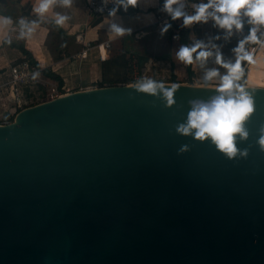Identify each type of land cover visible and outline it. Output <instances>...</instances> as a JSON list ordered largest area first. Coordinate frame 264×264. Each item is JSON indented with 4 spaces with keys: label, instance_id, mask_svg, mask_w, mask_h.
I'll return each instance as SVG.
<instances>
[{
    "label": "water",
    "instance_id": "95a60500",
    "mask_svg": "<svg viewBox=\"0 0 264 264\" xmlns=\"http://www.w3.org/2000/svg\"><path fill=\"white\" fill-rule=\"evenodd\" d=\"M146 83L0 123V264H264V87L232 90L253 112L229 156L179 130L219 86Z\"/></svg>",
    "mask_w": 264,
    "mask_h": 264
},
{
    "label": "crops",
    "instance_id": "0c3cea01",
    "mask_svg": "<svg viewBox=\"0 0 264 264\" xmlns=\"http://www.w3.org/2000/svg\"><path fill=\"white\" fill-rule=\"evenodd\" d=\"M87 2L71 0L65 5L63 0H54L49 9L41 14L34 11L39 6L37 0H0V18L11 19V24L4 26L0 35V118L11 121L17 112L7 95V82L10 65L26 58V53L20 48L22 45L38 63L47 81V85L34 82L23 86L25 106H29L45 101V90L50 85L71 92L80 87L93 86L101 80L102 60L95 48L90 49L84 58L75 55L82 46L75 39L78 32H82L86 40L93 44L109 40L106 58L125 51L132 59L153 60L151 73L145 82L155 83L184 84L191 78H197L196 84L199 85L198 81L208 79L206 74L212 70L217 72L212 78L222 81L221 78L228 74V68L223 65L235 64L244 54V44L246 52L251 42L248 40L251 29L241 19L240 29L235 25L231 29L222 28L212 16L187 25L184 23L186 16L196 14L199 4H207L209 0H174L171 5H167L166 0H135V4L121 0L113 13L98 16L100 20L89 14ZM176 11L182 14L174 18ZM207 11L212 12L213 9ZM158 14H169V23L165 28L157 27ZM59 16L67 17L63 24L56 23ZM21 20L24 25H21ZM116 28L122 32L116 33ZM180 28L188 30L187 43L181 41L180 35L178 39L171 37L172 32ZM183 47H196L189 71L187 63L178 56ZM201 51L209 55L198 59ZM44 71L51 72L56 78Z\"/></svg>",
    "mask_w": 264,
    "mask_h": 264
},
{
    "label": "clouds",
    "instance_id": "9594fccd",
    "mask_svg": "<svg viewBox=\"0 0 264 264\" xmlns=\"http://www.w3.org/2000/svg\"><path fill=\"white\" fill-rule=\"evenodd\" d=\"M70 2L71 0H63L65 5L70 4ZM128 2L135 4V0H128ZM173 2L174 0H166L167 5H171ZM37 3L39 6L35 7L34 11L42 14L49 9V6L54 3V0H37ZM209 8H212L213 11L208 12L207 9ZM241 9L244 10V15L249 17V23L264 25V0H209L207 4H199L196 14L186 16L184 23L187 25L192 21L206 20L208 16H212L216 24L222 28L231 29L235 25L237 29H240L242 26L239 19ZM169 10L171 9L169 8ZM216 13L222 15H216ZM181 14L180 11H176L174 18L181 16ZM66 19L67 17L65 16H59L56 23L63 24ZM20 23L24 25L23 20ZM9 24H11L10 18H0V35L3 34V27ZM115 31L118 34L122 32L120 28H116ZM29 32H31V29H29ZM255 32L256 29L253 28L248 40L258 42ZM196 47H200V45H196ZM196 47L191 49L187 47L181 48L178 53L179 59L185 63H191L192 52L196 50ZM240 50L237 49V51ZM208 55V52L201 51L198 53L197 58L207 57ZM242 58L247 59L250 63H255L251 55H246ZM240 59L238 58L235 64L223 65L228 68V74L221 78L222 82L218 88L221 94L215 96L209 103H200L194 107L189 113L187 126L182 125L179 129L183 133H188L190 129H196L195 136L199 139L211 137L216 143V146L229 156H233L237 151L234 145V134H245L242 131V122L253 112V102L246 93H243L242 88L240 89L241 94L239 96H234L232 93L234 87L233 81L239 80L242 73ZM217 61L219 62V56L217 57ZM216 75L217 72L212 70L206 74V78L211 79ZM248 82L264 87V83L260 81H252L250 79ZM236 87L240 88L239 85H236ZM142 88L148 92L155 90L151 81L142 85ZM166 95L168 97V103L172 104V91H168ZM260 143L264 145V139Z\"/></svg>",
    "mask_w": 264,
    "mask_h": 264
},
{
    "label": "built area",
    "instance_id": "2783aa9c",
    "mask_svg": "<svg viewBox=\"0 0 264 264\" xmlns=\"http://www.w3.org/2000/svg\"><path fill=\"white\" fill-rule=\"evenodd\" d=\"M121 0H88L87 2V10L90 15L94 17L98 16H105L108 14L113 13L117 7L119 6ZM242 21L246 22L249 28L252 30L253 28L256 29L255 35L257 37L258 42H250L247 46L245 56L251 55L252 59L264 62V25H254L249 23V17L244 15V10H240V17ZM169 23V14H158L156 16V24L158 28H165L166 25ZM20 30V29H19ZM21 31V30H20ZM172 39H178L179 37V29H175L171 34ZM75 39L78 43L82 46L75 54L80 58H84L87 56V53L90 49L95 48L98 51V56L100 60L106 59L107 51L106 48L109 47L110 42L109 40H104L98 43H91L90 41L86 40L84 34L82 32H78L75 36ZM154 62L153 60L149 59L144 62L141 66H138L136 63V59H132L131 63V73L128 82L118 83V84H134V83H142L145 82L147 76L151 73L152 66ZM251 65V66H250ZM252 67H256L258 69H264L263 65H255L250 63L247 59H244L243 65L241 67L242 73L239 80H234L233 89L236 88V85H246L247 83V76L248 72ZM10 78L7 82V95L10 97L11 101L15 108L20 109L26 105V101L24 98V90L23 86H30L34 82H39L42 84L47 85V81L44 75L41 72V69L31 63L30 60L27 58H23L20 61L14 62L10 65ZM243 78V79H242ZM197 78L189 79L188 83L196 84ZM185 83V84H186ZM109 85V84H104ZM101 86L99 84H95L93 86H87L86 88H93ZM79 89H83L80 87ZM85 89V88H84ZM232 89V90H233ZM68 90L64 88H57L56 85H50L45 90L46 99H51L61 94L66 93ZM16 112V109L15 111ZM10 122L8 119L0 118V123H7Z\"/></svg>",
    "mask_w": 264,
    "mask_h": 264
},
{
    "label": "trees",
    "instance_id": "16d2710c",
    "mask_svg": "<svg viewBox=\"0 0 264 264\" xmlns=\"http://www.w3.org/2000/svg\"><path fill=\"white\" fill-rule=\"evenodd\" d=\"M179 35H180L181 41L183 43H187L188 30L186 28H180ZM20 48L22 49V51H24V53H26V58L29 59L35 66L39 67L38 63L32 59L31 54L24 48V46L22 45L20 46ZM245 48H246V44H244V48H243L244 54L240 56L241 67L244 62V59L242 57L245 56ZM192 58H193V55H192ZM101 62H102V78L98 82L99 85H104V84L113 85V84H118V83L129 81L130 72H131V63H132V57L130 54L128 55L126 54L125 51H122V52H119L118 54L113 55L112 57L102 60ZM136 62L138 66H141L144 63L143 59L140 57L136 58ZM261 63H262L261 61L255 60L254 64L260 66ZM190 66H191V63H187L188 71L190 70ZM258 70L259 69L256 67H252L250 69V71L248 72L246 84H250L248 82L250 79L254 81L256 77L255 74H258ZM44 73L46 75L48 74L50 77L56 78V76L49 71H44Z\"/></svg>",
    "mask_w": 264,
    "mask_h": 264
},
{
    "label": "rangeland",
    "instance_id": "374dc122",
    "mask_svg": "<svg viewBox=\"0 0 264 264\" xmlns=\"http://www.w3.org/2000/svg\"><path fill=\"white\" fill-rule=\"evenodd\" d=\"M264 62L261 63L263 65ZM255 79L254 81H260L261 83H264V69H259L258 74H255ZM222 81L220 80H215L214 78L211 79H205V80H199L198 83L199 85H210V86H219ZM246 84V83H245ZM254 85V84H251ZM258 86V85H256Z\"/></svg>",
    "mask_w": 264,
    "mask_h": 264
},
{
    "label": "bare ground",
    "instance_id": "6f19581e",
    "mask_svg": "<svg viewBox=\"0 0 264 264\" xmlns=\"http://www.w3.org/2000/svg\"><path fill=\"white\" fill-rule=\"evenodd\" d=\"M198 85V84H197ZM248 86H253V87H257L256 85H250V84H247ZM258 87H261V86H258Z\"/></svg>",
    "mask_w": 264,
    "mask_h": 264
}]
</instances>
